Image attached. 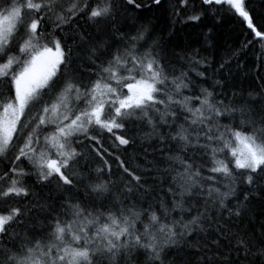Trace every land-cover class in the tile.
<instances>
[{"label":"snow or ice","instance_id":"6c2138e0","mask_svg":"<svg viewBox=\"0 0 264 264\" xmlns=\"http://www.w3.org/2000/svg\"><path fill=\"white\" fill-rule=\"evenodd\" d=\"M177 2L184 8L189 0ZM122 4L134 12L162 0ZM200 4L213 15L227 6L264 44L245 0ZM119 8L114 0H0V160L9 162L0 173V202L8 205L0 264H264V87L229 95L228 61L213 69L191 51L177 64L147 25L132 34L116 25ZM79 19L108 23L112 42L90 49V74L77 80L62 36ZM104 133L113 147L139 141L156 155L142 172L117 156L119 186L97 168L95 178L82 176L80 196L76 145H100ZM32 176L59 194L58 204L15 206L33 196ZM13 224L23 233H8Z\"/></svg>","mask_w":264,"mask_h":264},{"label":"trees","instance_id":"16d2710c","mask_svg":"<svg viewBox=\"0 0 264 264\" xmlns=\"http://www.w3.org/2000/svg\"><path fill=\"white\" fill-rule=\"evenodd\" d=\"M138 2L145 3L147 0H138ZM114 3L120 5L114 23L129 34L135 33L140 26L147 25L148 35L161 41L162 55L167 59H176L179 64L181 61L178 60V55L197 51L201 57L208 58L213 64V69L219 62L228 61L229 64L226 65L222 78L229 95L234 90L246 97L249 92L255 93L264 87V44L250 35V30L243 24L242 18L223 10L227 6H220L221 11L213 15L211 11H203L200 0H189L187 7L184 8H180L177 0H162L160 7L153 5L134 12L123 11L122 0H114ZM245 4L254 23L264 28V0H245ZM174 7L179 9L178 16L173 15ZM201 12L203 14L199 20L187 19L188 16ZM44 26H47L46 22ZM66 29L62 39L65 41V47L72 49L67 72L68 75L79 80L81 75L86 77L90 74L83 72V67L90 64V49L100 41L111 43L112 29L106 22L93 25L83 19H79L71 26H66ZM119 34L117 32V35ZM81 35L84 37L83 40L80 39ZM134 133L135 130H133ZM100 140V145L86 140L83 144L76 145L78 151L83 153L79 172L72 177L78 187L82 184V176L95 178L100 175L96 172L97 168L104 169L101 178L106 177L110 170L111 178L119 186L124 174L116 160L117 156L129 169L142 172L147 162L152 159V155H156L152 153L151 148L149 155H145L139 141L127 146L125 151V146L113 147L114 137H110L108 133L102 134ZM93 147L100 151V156L91 150ZM105 161L108 162L107 166ZM8 163L7 160H0V173L7 170ZM24 164L26 165L27 162L25 161ZM26 183L32 190L33 196L26 204L20 200L15 206L31 208L32 200L37 198L41 202L47 200L54 205L59 203V194L54 189L40 186L36 183L34 176L26 178ZM79 195H84L82 187H79ZM253 207L259 214V202H254ZM7 208V204L0 202V214L6 213ZM245 226L247 227V223ZM6 227L10 234L24 231V226L13 224ZM4 242L0 239V247H3Z\"/></svg>","mask_w":264,"mask_h":264}]
</instances>
